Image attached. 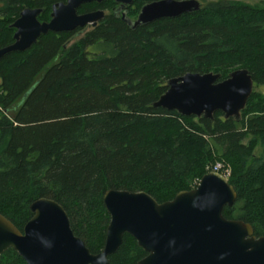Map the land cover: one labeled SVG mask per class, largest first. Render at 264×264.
<instances>
[{"label":"trees","instance_id":"16d2710c","mask_svg":"<svg viewBox=\"0 0 264 264\" xmlns=\"http://www.w3.org/2000/svg\"><path fill=\"white\" fill-rule=\"evenodd\" d=\"M65 1L0 0V49L13 43L21 11L40 9L37 19L47 22L52 6ZM151 1L134 0L127 17ZM201 1L196 12L136 28L108 15L85 31H49L0 57V214L18 230L33 201L51 199L97 254L109 223L105 191H141L162 203L222 163L236 192L223 217L264 235V95L253 90L238 120L153 107L167 81L186 73L223 80L246 69L253 87L264 85V7ZM108 6L93 2L77 12ZM145 255L124 234L109 261L138 264ZM0 264L26 263L8 249Z\"/></svg>","mask_w":264,"mask_h":264},{"label":"water","instance_id":"95a60500","mask_svg":"<svg viewBox=\"0 0 264 264\" xmlns=\"http://www.w3.org/2000/svg\"><path fill=\"white\" fill-rule=\"evenodd\" d=\"M102 1L58 2L52 6L47 22L37 19L40 9H24L11 25L14 41L0 49V57L26 50L49 31L95 27L104 12L78 14L77 9ZM200 8L198 0H159L144 5L134 21H124L136 28ZM166 86L153 107L206 119L220 111L224 118L238 120L254 84L246 69H236L223 80L213 72L186 73L168 80ZM102 200L109 223L99 253H90L74 235L60 204L39 198L30 204L32 217L22 231L0 214V256L12 249L26 264H110L109 256L118 250L124 234H129L146 252L138 264H264V235L256 237L248 223L222 215L223 208L235 202L236 192L219 173L204 174L194 188L180 191L162 203L145 192L114 189L105 191Z\"/></svg>","mask_w":264,"mask_h":264},{"label":"flooded vegetation","instance_id":"af4514ba","mask_svg":"<svg viewBox=\"0 0 264 264\" xmlns=\"http://www.w3.org/2000/svg\"><path fill=\"white\" fill-rule=\"evenodd\" d=\"M133 1L134 0H132V3L131 4H121V3H117V2H115L114 0H105V1H102L101 3H97V4H102V3H108V8H104V9H102V8H98V9H96V10H93V11H89V12H84V13H80V14H85V13H90V12H94V11H98V10H101V11H103L104 12V15H103V18L101 19V20H103L106 16H108V15H113V16H115V17H120L122 20H127V22H128V20H131V21H134L136 18H137V15H138V13L140 12V10H141V8L144 6V5H146V4H148V3H151V2H154V1H159V0H153V1H151V2H146L140 9H139V11L137 12V14H136V16H135V18L134 19H130V18H128L127 17V14H128V12H129V10H130V7H133ZM91 3H93V2H91ZM94 3H96V2H94ZM88 4V3H87ZM84 5V4H83ZM82 6V5H81ZM80 6V7H81ZM79 7V8H80ZM78 8V9H79ZM77 9V10H78ZM78 13V12H77ZM79 14V13H78ZM50 20V19H49ZM100 20V21H101ZM99 21V22H100ZM98 22V23H99ZM97 23V24H98ZM96 24V25H97ZM89 28H92V26H87V27H84L83 29L85 30V29H89ZM82 29V28H81ZM209 172H211V171H209ZM220 174V173H219Z\"/></svg>","mask_w":264,"mask_h":264},{"label":"rangeland","instance_id":"374dc122","mask_svg":"<svg viewBox=\"0 0 264 264\" xmlns=\"http://www.w3.org/2000/svg\"><path fill=\"white\" fill-rule=\"evenodd\" d=\"M200 2H202L201 0H198ZM207 1H212V0H207ZM244 2L250 4V5H253V6H258V7H264V1H261V0H243ZM87 30V29H85ZM84 30V31H85ZM83 32L80 33V35L82 34ZM253 90L254 91H257V92H260L264 95V85L263 86H255L253 87ZM259 152H260V149L259 148H256L255 150V155L258 156L259 155ZM221 165V169L222 170H227L230 172V170L228 169L229 167L227 166H224L222 163H219ZM213 165L211 166H208L207 168H210L212 167Z\"/></svg>","mask_w":264,"mask_h":264},{"label":"built area","instance_id":"2783aa9c","mask_svg":"<svg viewBox=\"0 0 264 264\" xmlns=\"http://www.w3.org/2000/svg\"><path fill=\"white\" fill-rule=\"evenodd\" d=\"M211 172H216V173H220L222 176L226 177L229 175V171L227 170H222L221 169V165L219 163H216L212 169L210 170Z\"/></svg>","mask_w":264,"mask_h":264}]
</instances>
